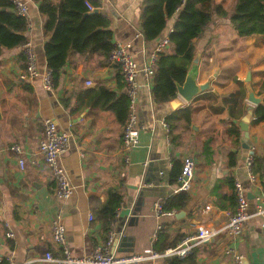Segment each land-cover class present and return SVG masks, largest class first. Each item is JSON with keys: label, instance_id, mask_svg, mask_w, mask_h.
Instances as JSON below:
<instances>
[{"label": "crops", "instance_id": "obj_1", "mask_svg": "<svg viewBox=\"0 0 264 264\" xmlns=\"http://www.w3.org/2000/svg\"><path fill=\"white\" fill-rule=\"evenodd\" d=\"M22 1L30 9L28 41L35 46L44 71L45 45L51 39L45 31L46 18L40 11L44 0ZM49 1L60 4L62 0ZM94 1L100 4L98 12L109 20L114 42H133V53L141 65L169 37L177 21V16L170 19L160 39L146 42L142 16L147 0ZM215 2L232 13L235 0ZM196 49L201 54L198 83L211 81V90L191 103L180 99L182 106L174 110L171 102L154 103L152 86L141 75L137 112L146 129L140 135L139 147L129 153L124 149V126L112 111L94 107L89 95L91 89L100 86L119 92L122 78L119 66L100 54L83 56L72 52L58 84L48 91L42 78L27 77L23 48L3 51L0 262L51 264L44 261L46 253L62 257L61 248L52 238V225L58 221L66 227L68 246L75 257L92 254L108 240L114 228L122 230L113 239V251L118 256L142 253L155 244L153 238L158 239L161 233L165 235V243L177 247L195 235L200 226L218 227L228 222L229 214L237 207L236 181L247 192L250 211H256L257 197L263 194L264 187L261 181L250 183L245 161L251 152L264 161V122L255 124L254 115L247 132L242 131L241 124L251 106L246 100V78L250 72L255 92L264 93V39L240 38L230 18L214 16ZM243 91L246 97L235 108L234 104L226 103L233 94ZM187 107L194 109L190 123L179 116V111ZM173 115L175 118L168 125L166 120ZM48 119L72 135L70 150L61 159L75 188L68 200L57 198L56 183L44 170L39 153ZM193 124L199 131L192 128ZM14 145L23 149L24 169L19 163L21 157L10 151ZM128 157L130 162L126 160ZM187 159L194 162L188 205L181 211L157 215V203L179 194L180 177L176 181L175 176L182 174ZM111 189H119L123 202L112 229L106 232L96 210L106 203ZM181 212L185 215L177 218ZM91 215L95 218L92 222ZM9 230L13 238L7 236ZM213 240L196 249L190 261L232 264L224 255L231 247L243 255L244 264H264V218L251 220L237 237Z\"/></svg>", "mask_w": 264, "mask_h": 264}, {"label": "trees", "instance_id": "obj_2", "mask_svg": "<svg viewBox=\"0 0 264 264\" xmlns=\"http://www.w3.org/2000/svg\"><path fill=\"white\" fill-rule=\"evenodd\" d=\"M87 3L95 9L100 7L99 3L92 0H62L60 4L44 0L41 3L40 11L46 18L45 31L51 38L45 45L47 68L52 72L55 86L72 52L83 56L100 54L108 59L114 48L108 18L99 12L92 13ZM13 9L16 10V7L12 0H0V56L4 50L23 48L29 42L26 34L28 23L17 11L12 12ZM176 16L177 21L169 34L170 47L158 55L155 66L152 96L157 105L170 103L178 97V85L184 84L197 55V42L204 36L214 16L230 18L240 38L264 39V0H235L232 13L216 4L215 0H147L142 16L144 40L154 42L160 39L168 27V21ZM120 79L119 92L100 86L91 89L89 95L94 107L112 111L118 122L125 127L130 114V99L125 91L123 74ZM245 97V91L236 92L226 103L234 104L235 108ZM193 112L192 107H187L179 111V116L190 123ZM174 118V115L167 118L166 123L169 125ZM263 122L264 105L256 108L254 118L255 124ZM231 165H236V162L233 161ZM263 171L264 161L256 158L254 173L261 176ZM181 175L175 176L176 181ZM189 201L190 194L180 192L165 200L163 212L181 211ZM122 202L123 196L119 189H111L106 203L96 210L106 232L112 229ZM157 240L153 246L158 252L175 247V244L165 243L163 233ZM193 263L190 258L169 260V264ZM0 264L9 263L2 260Z\"/></svg>", "mask_w": 264, "mask_h": 264}, {"label": "built area", "instance_id": "obj_3", "mask_svg": "<svg viewBox=\"0 0 264 264\" xmlns=\"http://www.w3.org/2000/svg\"><path fill=\"white\" fill-rule=\"evenodd\" d=\"M16 7V11L20 16L26 19L28 29L31 24L30 9L27 3L22 0H12ZM91 12L95 8L87 3ZM170 47L169 37L164 39L156 48L150 59L141 65L135 58L133 53V42H114V48L109 55V62L119 66L124 81L126 84V93L130 99V114L127 125L124 127L123 143L124 149L127 153L138 148L140 145V135L146 129L141 124L137 104L142 87L139 84V77L142 75L148 86L153 85L155 66L158 55L166 51ZM23 56L27 66L28 78H42L44 87L48 91L54 90L53 75L50 70L45 69L41 71L39 56L37 55L36 48L33 43L28 42L23 47ZM24 79L26 76L23 77ZM87 85L91 86L88 82ZM169 130V127H167ZM72 135L69 131L60 129L58 124L51 119L44 123V134L40 141L39 153L43 160V168L50 173L57 187V198L60 200L70 199L75 188L71 183L70 176L66 168L62 165L61 159L71 147ZM10 151L17 154L20 158L19 163L22 169L25 168V161L22 158L23 149L14 145ZM256 156L251 152L245 161V169L250 183H260L264 187V171L263 174L257 175L254 173V163ZM127 162L131 158L126 159ZM194 177V162L191 159L185 160L182 175L179 179L180 186L177 192H189L192 187ZM234 191L237 197L236 211L229 214L228 222L218 227H198L195 235L186 238L179 246L169 248L164 252H158L154 246L143 251L142 253L132 254L129 256H118L113 251V239L117 235V228H114L109 235L108 240L99 246L92 254L82 257H75L68 246L67 230L61 222H55L52 225V238L54 243L61 248L62 257H55L52 253H46L44 261L51 264H162L172 259L186 260L193 252L210 242L213 239L225 236H239L249 222L255 218H264V191L263 194L257 197L259 201L258 207L255 212L250 211V199L247 192L240 181L234 184ZM165 201L156 204L157 215L165 214L163 212V205ZM211 210V207L207 208ZM171 214V213H169ZM94 216H90V221H94ZM10 229V228H9ZM9 238H13L14 234L11 230L7 233ZM157 241V236L153 238V242ZM224 255L231 259L232 264H244L243 255L234 248H227Z\"/></svg>", "mask_w": 264, "mask_h": 264}, {"label": "water", "instance_id": "obj_4", "mask_svg": "<svg viewBox=\"0 0 264 264\" xmlns=\"http://www.w3.org/2000/svg\"><path fill=\"white\" fill-rule=\"evenodd\" d=\"M16 10L13 9L12 12ZM92 13H98V10L95 9ZM201 60V54L198 53L193 61V65L186 77L184 84L178 85V96L171 102V106L174 110H178L182 106V102L180 99L185 101L186 103H191L197 96L201 95L202 93L211 90V81L207 82L206 84H199L198 83V75H199V64ZM216 76V75H215ZM252 73L250 72L246 78V90H247V102L251 105L247 109V114L242 120V131L247 132L249 124L252 121L253 116L255 115V110L259 106L264 105V93L257 94L252 86ZM192 128L196 131H199V127L196 125H192ZM185 215V212H181L177 215V218H181ZM122 233L121 228L117 229V235ZM214 241V240H212Z\"/></svg>", "mask_w": 264, "mask_h": 264}]
</instances>
